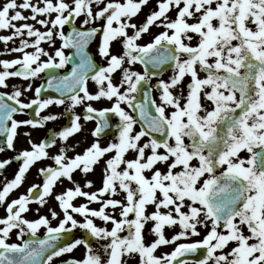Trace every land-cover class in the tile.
Listing matches in <instances>:
<instances>
[{
	"label": "snow or ice",
	"instance_id": "1",
	"mask_svg": "<svg viewBox=\"0 0 264 264\" xmlns=\"http://www.w3.org/2000/svg\"><path fill=\"white\" fill-rule=\"evenodd\" d=\"M0 31H10L0 35L6 53L20 54L0 59V89L29 82L0 91V153H16L0 159V264H264V0H156L155 9L150 0H3ZM41 74L46 83L33 89ZM101 101L111 106L94 107ZM54 105L68 125L39 143L24 133L30 147L17 152L22 127L60 118L46 113ZM82 120L95 122L93 142L76 152L68 142ZM45 160L41 182L10 198Z\"/></svg>",
	"mask_w": 264,
	"mask_h": 264
},
{
	"label": "flooded vegetation",
	"instance_id": "2",
	"mask_svg": "<svg viewBox=\"0 0 264 264\" xmlns=\"http://www.w3.org/2000/svg\"><path fill=\"white\" fill-rule=\"evenodd\" d=\"M150 7L152 9H155L156 7V0H150ZM149 8L146 7L143 10V13L139 16V18L136 20L137 23L143 21L145 19V15L148 13ZM174 15V13H173ZM21 22V21H20ZM41 30L44 31L45 29L40 25ZM66 31H68V29H65ZM160 31H163L162 28H153L152 32L153 33H158ZM10 31H0V35H9ZM32 39H35L34 37ZM151 37H145V41L143 42H147L148 40H150ZM193 43H195V41H193ZM19 45V39L15 40L14 42H9V44L7 45V47H15ZM47 51H49L50 53L54 52L53 48H50L48 46V44H43L42 45ZM60 46V41L57 39L56 41V45L55 47H59ZM6 46L4 45L3 42H0V53H4L3 55H0V59H8L11 60L17 56H19V53H11L8 54L5 51ZM33 49H28V51H32ZM89 50H90V54H92L94 56V59L96 61V63L98 64H104L105 61L99 56L98 54V49H97V43L93 42L90 46H89ZM69 53L71 52V50H67ZM114 52L119 53L120 52V46L117 44L114 47ZM46 59V58H45ZM72 65H68L66 68L64 69H59V70H54V73H58V74H66L70 69H71ZM136 70L139 71H143V66L141 65H136L135 66ZM171 75V73L169 71H165L162 77H153L152 80V84L155 85L156 80L157 79H168V77ZM201 75H203V73H201ZM116 80L118 82L119 80V75L117 74L116 76ZM29 82L28 81H23L19 78H14V79H10L9 80V85L10 87L8 89H0V91H6V92H11L13 90V86L15 87H20V86H25L27 85ZM42 83H46V80L44 78V74H41V77L36 79L33 82V89L36 86H39ZM90 90L95 92L96 91V86L94 85V83L90 82ZM49 94L54 95V96H58V93H55L53 90H49ZM154 95H158V93L154 92ZM30 98H34V92H26L25 96L22 97V99L25 100V102H27L28 99ZM111 103L108 101H101V102H94V107L96 108H103V107H110ZM77 113H83L84 109L83 106H79L77 107V109L75 110ZM46 113H51V114H56L59 115L60 118L55 120V121H51L48 123V125L45 126V128L43 129H31L30 127H22L19 132H20V136L18 137V140L16 142V150L17 152H19L22 149H26L29 148L30 145L28 143L29 141V137L24 135V133L26 132H31L32 136L31 138L35 140V142L39 143L41 140L45 139L48 135H49V130H55V131H59L62 130L63 127L67 126L69 123V117L65 114L64 111V107L63 106H52L50 107L48 110H46ZM46 113H42V114H46ZM32 118V114L31 111L29 110V114H17L16 115V119H20V120H24V119H30ZM82 123L84 124V130L81 133H78L77 135H75L74 137L70 138L69 140V145H75L78 144L79 146L76 148V152H82L87 146H89L92 142H93V137L91 136V131L92 129H94L95 127V122H87V121H83ZM112 140V136H105L104 139L101 141L102 145L106 146L110 141ZM0 143H3L2 138H0ZM62 146V142L57 141V148ZM57 148H52L50 149V152L52 153H56L57 152ZM16 153L12 152L11 150H8L4 153H0V159H4V158H9L13 155H15ZM72 152H69V155H72ZM242 155H246V153H243ZM52 162L49 160H45L42 162H38V164L36 166H34L26 179L25 184L19 189L18 192H14L12 194V196L10 198H15L16 196H18L21 193L26 192L27 188L33 184V183H40L41 182V178L37 176V169L39 167H43L47 164H51ZM16 168L17 165L14 162L13 165H11L5 172V175L7 176L8 179L13 178L15 172H16ZM103 168V161L101 162V164L97 167L96 172L91 175L89 177V179L93 180L95 183V188H99L101 186V169ZM4 177L0 176V184L3 183ZM65 184H68L67 181H65ZM71 186V185H68ZM94 189H85L86 191H93ZM62 187H58L56 189L57 192L61 191ZM116 198H122V197H116ZM84 202L82 199H78L77 203H82ZM91 207L94 208H99L98 204H93L90 205ZM33 207H36L35 205H33ZM149 210H153L152 208H150ZM5 213L3 211L2 208H0V216H3ZM29 218H34L33 215L30 213L29 214ZM79 218V217H78ZM97 224L102 225V222L97 220L96 221ZM109 227H111V225H109ZM43 234V230L41 232V235ZM79 234H83L82 232H80L79 230H77V235ZM170 234V235H169ZM167 235L169 237H171V229L167 230ZM148 240L153 239V237L149 236L147 237ZM194 240H199L201 239L200 237H193ZM13 240H15V237H13ZM160 251L163 252H170V246H165L163 247ZM159 254V253H158Z\"/></svg>",
	"mask_w": 264,
	"mask_h": 264
},
{
	"label": "rangeland",
	"instance_id": "3",
	"mask_svg": "<svg viewBox=\"0 0 264 264\" xmlns=\"http://www.w3.org/2000/svg\"><path fill=\"white\" fill-rule=\"evenodd\" d=\"M18 2H19V0H18ZM0 3H3V0H0ZM25 15H29V13H27V12H25L24 13ZM42 18V17H41ZM17 24H22V23H24V21H19V22H16ZM27 23H31V24H34L35 25V27L36 28H39L40 30H41V27H40V25L39 24H37L35 21H31V20H29V21H27ZM42 31V30H41ZM149 211H151V210H149ZM176 231H178V229H171V236L174 234V232H176ZM202 231V235H203V233L206 231V230H204V229H202L201 230ZM170 235V234H169ZM201 239H202V236L200 237ZM181 242H183V241H181ZM173 247L174 246H170V251L173 249ZM83 253H84V249L81 247L78 251H76L75 253H74V255L76 256V257H81L82 255H83ZM64 258H66V257H62V258H59L60 260H63Z\"/></svg>",
	"mask_w": 264,
	"mask_h": 264
},
{
	"label": "water",
	"instance_id": "4",
	"mask_svg": "<svg viewBox=\"0 0 264 264\" xmlns=\"http://www.w3.org/2000/svg\"><path fill=\"white\" fill-rule=\"evenodd\" d=\"M202 253H198L197 254V257L199 256V255H201ZM197 257H188V259H196Z\"/></svg>",
	"mask_w": 264,
	"mask_h": 264
}]
</instances>
